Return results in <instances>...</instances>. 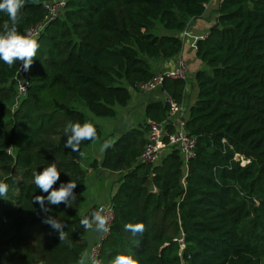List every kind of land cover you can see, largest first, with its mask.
Segmentation results:
<instances>
[{"label": "trees", "instance_id": "1", "mask_svg": "<svg viewBox=\"0 0 264 264\" xmlns=\"http://www.w3.org/2000/svg\"><path fill=\"white\" fill-rule=\"evenodd\" d=\"M46 1L25 0L18 31L42 21ZM206 1L67 0L64 15L38 36L26 72L29 89L17 106L14 75L23 71L22 62L9 67L0 60V182L8 185L0 196V264H78L89 253V230L80 220L95 205L82 211L81 152L95 139L73 152L65 147V129L89 121L81 105L114 117L130 91H140L153 76L149 59L180 52L178 33L204 13ZM5 24L11 26L0 13V32ZM217 24L196 41L206 68L195 73L197 98L184 122L196 138L187 169L174 148L156 164L139 161L143 123L104 149L101 167L122 177L110 198L115 216L97 258L102 264L130 251L140 264H259L264 258V0H221ZM185 84L166 78L161 88L180 104ZM169 108L166 101L150 102L145 117L166 119ZM94 126L98 138L101 130ZM49 163L60 170L55 188L77 183L71 206L48 205L65 224L64 240L42 222L34 202L47 196L36 188L34 173ZM138 222L145 226L142 234L125 230Z\"/></svg>", "mask_w": 264, "mask_h": 264}, {"label": "clouds", "instance_id": "2", "mask_svg": "<svg viewBox=\"0 0 264 264\" xmlns=\"http://www.w3.org/2000/svg\"><path fill=\"white\" fill-rule=\"evenodd\" d=\"M24 4L25 0H0V13H5L11 23L10 27L5 24L3 31L0 32V60L9 67L16 62H22V69L27 72L34 58H36L39 49V38L38 34L18 31L17 25L21 20L20 12ZM65 132L67 134L65 147L71 148L73 152L79 151V146L83 141L94 140L97 136L96 128L90 121L71 123L66 127ZM59 173L60 170L55 163H49L46 167H43L42 171L34 173L36 188L43 193H47L46 197L37 195L34 202L40 206V211L43 213L42 222L50 225L59 233L60 240H64L67 238L64 231L65 224L50 214L51 208L48 205L63 203L66 206H71L70 201L76 199L74 189L77 183L69 180L67 183L61 182L60 186L55 188L54 185L59 180ZM7 190L8 185L5 182H0V196L5 197ZM110 219L107 210L101 207L90 215H84L80 220V224L86 230L107 234L110 231ZM144 228V224L140 222L125 225V230L133 234H142ZM35 264H44V261L37 259ZM92 264H102V262L92 259ZM109 264H140V261L130 251L127 254H117Z\"/></svg>", "mask_w": 264, "mask_h": 264}, {"label": "crops", "instance_id": "3", "mask_svg": "<svg viewBox=\"0 0 264 264\" xmlns=\"http://www.w3.org/2000/svg\"><path fill=\"white\" fill-rule=\"evenodd\" d=\"M221 0H207L205 3L204 13L195 19H193L185 30L178 33L179 38L182 40V48L176 55L155 61L149 59V64L153 73L163 72L173 69L180 59H184L187 62L188 75L185 79V89L180 103L181 111L175 113L170 117L171 126L173 129L177 128L181 119L186 120L188 116V110L190 106L195 102L197 98V82L195 79V73L206 68V65L196 56V41L205 37L209 31L217 25V9ZM165 91L159 87L150 91H130V100L125 107H121L119 114L120 120L114 123L113 134L120 135L130 128L141 126V124L148 120L145 117V107L150 102L165 101ZM120 107V106H119ZM116 115L118 111L115 109ZM115 115V116H116ZM114 116V117H115ZM93 143V142H92ZM91 143V144H92ZM90 144V145H91ZM93 147V146H92ZM91 149V148H90ZM105 145H99L96 149H93V160L97 161V167L92 168L89 166V160L86 162L82 150V160L84 161V168L86 170V186L87 184H95L100 175L106 177L116 174H120L115 171H110L101 167V162L104 157ZM87 159V158H86ZM85 186V187H86ZM84 188L82 194H89ZM96 204L98 203H110V200H103L101 197L95 196ZM94 204V205H96ZM97 236V232L90 231V245L94 242ZM89 250V249H88ZM86 258L88 257V251L86 252Z\"/></svg>", "mask_w": 264, "mask_h": 264}, {"label": "built area", "instance_id": "4", "mask_svg": "<svg viewBox=\"0 0 264 264\" xmlns=\"http://www.w3.org/2000/svg\"><path fill=\"white\" fill-rule=\"evenodd\" d=\"M66 6L67 0H47L44 2L45 14L42 21L31 26L26 32L38 34L39 36L49 22L61 18L64 15ZM187 73V62L184 59H180L173 69L154 73L148 81L141 83L138 87L140 91L154 90L161 87L166 78L185 80L188 75ZM29 81L28 73L21 71L20 67L14 75V85L16 90L15 106H17V103L27 95ZM165 101L170 106L168 117L160 121L146 120L142 124V127L146 129V142L140 153L139 161L146 164H156L160 161L166 151L174 148L179 151L185 169H187L188 162L194 157L196 138L193 135H189L184 129V119L179 121L177 128L173 129V131L168 129L167 125L169 123L171 124L169 120L170 117L175 113L180 112L182 108L180 104H177L167 95ZM101 207H104L107 210V214L111 217L109 221V225H111L115 216L112 205L110 203H98L95 205V211L99 210ZM107 234L97 233L96 240L91 245L88 253V258L91 264L92 259L98 258L103 239Z\"/></svg>", "mask_w": 264, "mask_h": 264}, {"label": "rangeland", "instance_id": "5", "mask_svg": "<svg viewBox=\"0 0 264 264\" xmlns=\"http://www.w3.org/2000/svg\"><path fill=\"white\" fill-rule=\"evenodd\" d=\"M79 109L85 113L88 120L91 123H93V125L99 126L101 130V135L98 138H96L91 145L85 146L82 149L83 155L85 157L84 161L87 162L89 160V163H90L93 160L92 158L94 155L92 151L93 149H96L97 146L99 145L104 144L105 146H107L108 144H111L115 140V138L118 136L116 134H113V132H114V123H117L120 120L119 114L121 111V107L119 106L115 107V109L118 111V115H116L115 117L96 116L92 114L84 105H81ZM84 161L82 163L83 165H84ZM116 175H117V179L114 178V175H111L108 177L104 175H100L95 184H87V186L85 185L86 187L84 188H87L86 190L89 192V194L84 193L83 195L85 198V201H84L85 206L83 207L82 211L87 209L90 205L96 204L94 203L97 201L95 196L101 197L103 200L105 199L107 201L110 200L111 196L113 195V193L116 191L117 187L119 186L122 173L116 174ZM89 234H90V230L87 234V239L90 242ZM85 254L86 253L82 255L78 264H89L88 259L86 258ZM259 264H264V258L260 260Z\"/></svg>", "mask_w": 264, "mask_h": 264}, {"label": "water", "instance_id": "6", "mask_svg": "<svg viewBox=\"0 0 264 264\" xmlns=\"http://www.w3.org/2000/svg\"><path fill=\"white\" fill-rule=\"evenodd\" d=\"M219 27V25L217 24L216 26H215V28H218Z\"/></svg>", "mask_w": 264, "mask_h": 264}]
</instances>
